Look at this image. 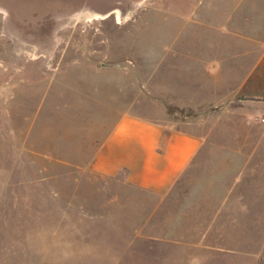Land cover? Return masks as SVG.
<instances>
[{
    "label": "rangeland",
    "instance_id": "1",
    "mask_svg": "<svg viewBox=\"0 0 264 264\" xmlns=\"http://www.w3.org/2000/svg\"><path fill=\"white\" fill-rule=\"evenodd\" d=\"M176 1L0 0V264H192L195 251L141 232L151 195L56 159L71 155L64 136H101L99 116L116 115L100 104L99 68L134 67L143 86L160 37L177 29L163 14ZM135 110L158 116L160 107ZM169 112L175 125L193 116L207 126V114ZM238 124L249 145L260 139ZM225 253L240 264L239 251Z\"/></svg>",
    "mask_w": 264,
    "mask_h": 264
},
{
    "label": "crops",
    "instance_id": "2",
    "mask_svg": "<svg viewBox=\"0 0 264 264\" xmlns=\"http://www.w3.org/2000/svg\"><path fill=\"white\" fill-rule=\"evenodd\" d=\"M164 13L177 29L160 37L143 86L137 92L134 67L99 68L100 104L116 115L99 116L101 136H64L71 155L56 159L151 195L156 201H145L141 232L195 251L192 264H226L225 252L234 251L240 264H261L264 0H177ZM150 104L160 107L158 116L135 110ZM172 106L207 114V126L193 116L175 125ZM238 123L260 139L249 145Z\"/></svg>",
    "mask_w": 264,
    "mask_h": 264
},
{
    "label": "clouds",
    "instance_id": "3",
    "mask_svg": "<svg viewBox=\"0 0 264 264\" xmlns=\"http://www.w3.org/2000/svg\"><path fill=\"white\" fill-rule=\"evenodd\" d=\"M3 10L2 9H0V12H2Z\"/></svg>",
    "mask_w": 264,
    "mask_h": 264
}]
</instances>
